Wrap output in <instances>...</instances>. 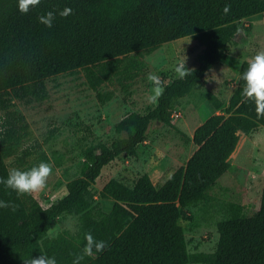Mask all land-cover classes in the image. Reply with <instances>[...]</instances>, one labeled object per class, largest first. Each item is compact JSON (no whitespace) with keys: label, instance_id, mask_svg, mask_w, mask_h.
I'll list each match as a JSON object with an SVG mask.
<instances>
[{"label":"trees","instance_id":"16d2710c","mask_svg":"<svg viewBox=\"0 0 264 264\" xmlns=\"http://www.w3.org/2000/svg\"><path fill=\"white\" fill-rule=\"evenodd\" d=\"M65 10L68 15H60ZM49 11L55 13L51 28L39 21ZM262 12L264 0H40L25 14L18 0H0V109L7 125L0 137L3 178L10 170L6 158L28 129L13 100L44 101L49 98V78L79 70L98 89L121 73L129 55L184 37L203 46L196 66L163 85L153 108L124 116L115 125L119 136L111 143L86 148L79 176L49 207L32 194L18 196L0 185V200L15 205V211L0 208V264H27L40 255L54 256L57 264H72L83 255L89 233L107 247L94 258L84 256L80 264H264V188L260 206L252 213L244 205L226 204L229 216L218 224L214 252L190 254L181 224L188 218L186 208L205 200L230 169L241 133L249 135L264 126L255 103L242 95V74L250 61L243 62L227 101L206 92L219 113L209 116L192 137L178 130L197 149L161 186L148 174L133 186L111 179L102 190V196L113 201L109 211H95L89 200L102 169L120 155L135 154L153 123H171L180 100L224 62L242 20ZM68 213L79 214L78 233L47 237L54 222Z\"/></svg>","mask_w":264,"mask_h":264},{"label":"rangeland","instance_id":"374dc122","mask_svg":"<svg viewBox=\"0 0 264 264\" xmlns=\"http://www.w3.org/2000/svg\"><path fill=\"white\" fill-rule=\"evenodd\" d=\"M202 51L196 39L184 37L153 51L129 55L121 73L98 89L92 88L85 71L79 70L49 78V98L44 101L13 100L25 116L28 129L15 145L14 154L6 158L9 169L27 170L41 161L48 162L52 171L46 185L32 195L42 206L49 207L66 194L68 182L79 176L86 148L116 139V123L129 113L153 108L158 97L154 103L149 98L180 77L176 69L182 62L185 72L195 67ZM258 52H264V12L242 20L224 62L207 72L192 95L180 100L173 109L171 123H153L135 154L120 155L102 169L89 193L94 210L111 209L113 201L102 196L111 179L133 186L140 176L148 174L159 187L184 166L197 146L178 130L192 137L209 116L219 113L205 98L206 92L227 101L237 85L243 62L251 61ZM150 74L159 78L158 84L148 79ZM5 118V111L0 109V137L7 126ZM230 162V169L212 186L206 199L186 208L188 218L181 224L190 254L216 250L218 224L229 216L227 203L244 205L247 213L259 208L264 188V126L249 135L241 133ZM78 231L79 214L68 213L54 222L47 237L63 232L75 235Z\"/></svg>","mask_w":264,"mask_h":264},{"label":"clouds","instance_id":"9594fccd","mask_svg":"<svg viewBox=\"0 0 264 264\" xmlns=\"http://www.w3.org/2000/svg\"><path fill=\"white\" fill-rule=\"evenodd\" d=\"M40 0H18V9L21 13H28L32 7L39 5ZM228 9L225 8V12ZM62 16L68 15V10L60 13ZM55 19V13L49 11L39 17L40 23L51 28ZM180 78H183L186 73L184 71V63L182 62L176 69ZM148 79L153 83H159V78L150 74ZM242 79L245 84L242 90V95L256 105L258 117H264V52H258L255 57L249 62L246 71L242 74ZM160 95L159 89L156 94L149 98V101L154 103ZM51 165L46 161H41L38 165H34L27 170L12 168L8 171L7 177H0V185L5 189H10L17 193L18 196L31 195L43 189L46 185L47 178L51 174ZM0 208H8L15 211V205L9 201L0 200ZM87 241L83 255H77L72 264H80L84 256L95 257L96 254L102 253L107 247L103 240H96L90 233L86 234ZM27 264H57L54 256L40 255L34 257Z\"/></svg>","mask_w":264,"mask_h":264}]
</instances>
